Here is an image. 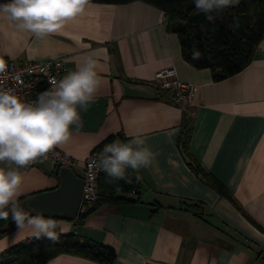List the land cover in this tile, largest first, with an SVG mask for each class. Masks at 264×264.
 <instances>
[{"label": "crops", "instance_id": "obj_1", "mask_svg": "<svg viewBox=\"0 0 264 264\" xmlns=\"http://www.w3.org/2000/svg\"><path fill=\"white\" fill-rule=\"evenodd\" d=\"M165 24L162 11L141 0H89L81 15L42 39L0 16V60L59 57L69 71L85 54L97 61L94 101L80 112L78 127L70 128V140L57 146L75 159L74 171L80 172L93 150L103 155L108 144L95 147L111 134L121 135L113 142H128L139 133L155 154L150 167L135 171L142 180L136 201L99 205L82 221L43 216L61 225L57 233L74 232L112 246L111 264H263L264 32L246 66L214 79L209 67L182 57L176 33ZM166 66L192 87L188 153L226 186L242 210L203 182L178 148L186 105L158 98L153 80ZM55 166L45 159L19 168L20 196L54 188ZM28 197L22 200L26 212L32 211L24 206ZM27 237H32L28 228L6 230L0 251ZM44 264L103 263L61 253Z\"/></svg>", "mask_w": 264, "mask_h": 264}, {"label": "clouds", "instance_id": "obj_2", "mask_svg": "<svg viewBox=\"0 0 264 264\" xmlns=\"http://www.w3.org/2000/svg\"><path fill=\"white\" fill-rule=\"evenodd\" d=\"M235 3L237 0H194L195 9L205 13L209 21L214 20L210 13ZM88 4L89 0H7L0 3V16L14 23L17 29L42 39L60 32L68 21L81 15ZM200 57L199 51L192 52V59ZM96 64L93 55L85 54L75 70L60 79L50 76L51 87L39 93L34 103L22 101L11 89H0V164L9 165L0 167V220H8L11 215L18 230L28 228L36 239L57 241L56 230L61 225L40 213L30 215L17 204L23 182L18 169L43 162L49 152L70 140V128L78 127L80 112L87 110L99 88ZM5 68L0 60V72ZM103 153L88 167L126 183L132 182L127 169L138 171L150 167L155 159L139 133L133 134L128 142L106 145Z\"/></svg>", "mask_w": 264, "mask_h": 264}, {"label": "trees", "instance_id": "obj_3", "mask_svg": "<svg viewBox=\"0 0 264 264\" xmlns=\"http://www.w3.org/2000/svg\"><path fill=\"white\" fill-rule=\"evenodd\" d=\"M4 1L7 0H0V3ZM90 1L123 3L132 0ZM141 1L153 4L162 11L165 15L166 27L175 32L178 37L182 57L197 67H209L214 79L228 77L246 66L251 61L254 49L263 36L264 0H237V3L227 8L210 13L214 16L212 21L206 19L205 13L195 9L194 0ZM193 51L201 53L200 59H192ZM154 85L158 93L156 96L170 102L167 90ZM192 120L191 109L185 106L181 114L178 148L188 158L189 166L203 182L242 210L226 186L212 173L204 170L200 163L188 153L187 142L192 130ZM119 136H121L119 133L111 134L95 148L102 149L106 144L113 143L114 138ZM126 174L131 178V183H126L122 179L112 180L104 172H99L96 181L97 197L91 207L78 213L77 220L82 221L88 213L102 204L136 201L142 180L141 178L137 180L138 175L130 168L126 170ZM57 181L59 183L58 178ZM131 189H134L135 195L125 197V193ZM30 194L32 193L18 197L17 204L22 207V200ZM28 213L37 214L33 211ZM13 227L15 224L11 221V215L8 220H0V235ZM58 237L55 242L44 238L36 239L33 236L17 241L0 251V264H44L48 259L61 253L75 254L103 264H111L116 257V251L112 246L74 232L58 233ZM259 253L262 254V252ZM261 259L264 261V254Z\"/></svg>", "mask_w": 264, "mask_h": 264}, {"label": "built area", "instance_id": "obj_4", "mask_svg": "<svg viewBox=\"0 0 264 264\" xmlns=\"http://www.w3.org/2000/svg\"><path fill=\"white\" fill-rule=\"evenodd\" d=\"M6 65L3 72H0V89H11L22 101L34 103L39 93L43 92L46 85H50L48 79L54 76L60 79L69 70L63 67L59 57L21 60L4 58ZM153 80L163 90H167L172 102L179 105L192 106V87L176 76L172 66H166L155 71ZM102 153L93 150L83 161L80 170L83 175V193L79 211H85L91 207L97 197L96 181L100 171L88 167L92 160H98ZM57 166H66L71 169L77 168V162L71 156L65 154L58 147L48 153V158ZM134 193V189L127 191V196Z\"/></svg>", "mask_w": 264, "mask_h": 264}, {"label": "water", "instance_id": "obj_5", "mask_svg": "<svg viewBox=\"0 0 264 264\" xmlns=\"http://www.w3.org/2000/svg\"><path fill=\"white\" fill-rule=\"evenodd\" d=\"M54 172L58 185L31 195L24 206L44 216L75 220L82 199L83 175L66 166H55Z\"/></svg>", "mask_w": 264, "mask_h": 264}, {"label": "rangeland", "instance_id": "obj_6", "mask_svg": "<svg viewBox=\"0 0 264 264\" xmlns=\"http://www.w3.org/2000/svg\"><path fill=\"white\" fill-rule=\"evenodd\" d=\"M169 67V66H168ZM142 187V186H141ZM141 188H140V192H141ZM135 195V191H134V194H133V196ZM127 196V192L125 193V197ZM79 215H77V217H78ZM75 220H77V218L75 219ZM217 224V223H216ZM218 225V224H217ZM84 236V235H83ZM86 238H89L88 236H86ZM89 239H91V238H89Z\"/></svg>", "mask_w": 264, "mask_h": 264}]
</instances>
